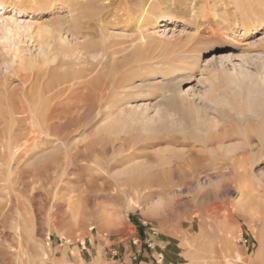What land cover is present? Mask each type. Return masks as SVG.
I'll return each mask as SVG.
<instances>
[{
    "label": "rangeland",
    "instance_id": "rangeland-1",
    "mask_svg": "<svg viewBox=\"0 0 264 264\" xmlns=\"http://www.w3.org/2000/svg\"><path fill=\"white\" fill-rule=\"evenodd\" d=\"M84 2L93 3L0 0L2 129L16 130L15 116L25 114L14 111L25 104L30 117L23 118L22 133L37 129L30 137L33 157L19 161L29 178L0 177V204L12 201L10 223L0 225V264H28L30 250L42 255L34 264H264V157L238 163L242 175L224 158L240 143L227 136L228 122L245 112L264 114V0H103L91 10ZM66 3L73 13L99 15L92 35L61 31L72 13ZM76 41L97 44L86 61L63 63L69 48L59 47ZM102 46L125 48L115 62L97 66V74L108 75L106 111L101 117L79 113L77 123L60 113L41 147L34 114L72 105L76 99L54 96L55 80L105 61ZM44 72L49 90L43 98H50L40 109L41 97L29 102L25 95L42 88L33 75ZM26 77L32 81L24 86ZM230 85L242 96V110ZM238 129L246 132L244 125ZM218 135L219 149L211 142ZM125 136L136 138L123 144L119 137ZM100 138L105 151L96 145ZM246 145L250 155L262 154L259 133ZM240 150L235 153L242 158ZM157 200L161 210L147 213ZM13 218L27 244L21 251L13 246ZM228 233L231 243L224 240Z\"/></svg>",
    "mask_w": 264,
    "mask_h": 264
},
{
    "label": "bare ground",
    "instance_id": "bare-ground-1",
    "mask_svg": "<svg viewBox=\"0 0 264 264\" xmlns=\"http://www.w3.org/2000/svg\"><path fill=\"white\" fill-rule=\"evenodd\" d=\"M87 1L89 2V0H87ZM92 1H93V3L89 2L90 3L89 6H87L88 4L86 5V3L84 2L85 4H83V6L86 5L87 9L90 6L92 7L93 4L96 7H98V6H100L101 1H103V0H91V2ZM143 2H144V0H140V4H142ZM2 8L3 7L0 5V9H2ZM101 8H102V6H101ZM18 9L21 10L20 8H18ZM66 9L68 10V12L71 13V11H72L71 4L66 3ZM94 9H95V7H94ZM88 10H91V8H89ZM84 11H85V9H84ZM87 11H85V12H87ZM72 13H73V11H72ZM72 13L67 18V20L63 21L62 24H60L62 26L61 31L70 32V34L76 36L77 38H79L80 36H82L84 38V36L87 37V36L92 35V33L90 32L91 31L90 28H92L93 25H95V24L100 22L99 21L100 19H98L99 15L97 16L95 13H92V12L89 13V11H88V13H85V14H83V13L79 14V13H75V12L73 14ZM137 13H139V10L137 11ZM75 18H78L79 21H76ZM20 27H18V29ZM59 31H60V29H59ZM140 39L142 41H144L145 36L142 34ZM96 44H97V42H96ZM96 44L94 43V41H92V42L91 41H86V42H77L76 41L74 46L71 45V46L65 47V46L61 45L59 48H69V49H66V50L62 51L64 56L66 58H68V60H66V58L64 57V62L63 63L69 64V63H71L73 61V58H78L80 61H81V59L86 61L87 60L86 57H88L90 49L91 48H95ZM113 46H114V44H113ZM113 46H109V47L108 46L107 47H105V46L103 47L102 46L103 47L102 50H101L102 54H101V51H100V54L102 56L106 55V60L105 61H103L101 59H98L96 62L95 61H93V62L90 61L91 65L90 66L88 65L89 67L88 66L87 67H83V68L76 67V68H74V70H71V71H69V73L64 75L63 79L55 80L56 83H54V84H57V85L54 87V88H56V90H55L56 92H55L54 96L56 94H59V96H60L59 98H61L63 95L66 96V99H65L66 101L67 100L71 101L72 99H76V100H74V103L73 104L71 103L72 105H69V106L67 105L65 107L57 108V107H54L55 106L54 105L52 107H49V108L46 109V111H45V113L43 115L40 114V117H38L39 114L36 115L37 111L35 110L36 113L34 114L33 117L36 118V116H37V118L39 119V121L37 120L38 123H39L37 125H39V130L38 131L41 130L39 132L41 136L43 135L44 131H46L47 128L48 129L49 128L56 129L57 125L54 124V120H55V118L58 117V115L60 113H61V115H64L66 117H68V115H70L71 118H70V121H68V122L75 121L74 123L79 122L78 118L75 117V116H78L79 113H86V112H87L86 114L96 113V115L98 117H101L103 115V113L106 111V108H107L105 104L109 103L110 96H111V95L109 96V93L107 92V90L109 88V86H108L109 83H107L105 81V78H104V77H106L108 75H106V74L105 75L97 74L96 71H97V66L100 65V64L103 65V64H108V62H113V61L115 62V60L117 59L116 55L122 53L124 51V49H125L123 47H121V48H116L115 47L114 48ZM95 58H97V57H95ZM77 62H78V60H77ZM79 62L76 63V64H79ZM45 74H46V72H44L41 76H36V77L33 75L34 83H36L37 81H40L39 86H41L42 88L38 89V92L32 91V92H28L27 95H25L26 100H28L29 102L32 101V96L41 97V98H39V101L42 99V102L40 104H39V102L37 103V106L40 109L41 108L42 109L45 108V106H46V98H50V97L43 98L45 96L46 92L49 90V86L45 87L46 85H44L42 83L44 77L46 76ZM31 79H32V77H31ZM31 79L29 77L28 78L26 77V79L24 78L23 79L24 80V86L27 85L28 81H32ZM68 83H69V85H66ZM249 86H250V84H249ZM229 88L231 89L232 93L233 92L235 93V95L233 94L234 98L238 99L237 96L241 97V104H239V109L242 110L243 106H244V101L242 100V96L240 94H238L239 93L238 89L234 85H230ZM253 88L254 87H252V90H254ZM252 92H254V91H252ZM256 97H258V99L261 100V97L259 95L258 96L256 95ZM262 101H263V103H260V105L263 104L262 105L263 106L262 111L264 112V99ZM25 105H22L19 108V110H15L14 114L20 113V114H23V115L24 114L28 115V113H29L28 112V108ZM28 107H31V108L33 107V109H34V107H36V105L32 106L30 104V105H28ZM25 115L23 117L22 116H20V117H16L15 116V122L18 124V126H17L16 130H14L15 128L13 127V131H11L10 133H8L4 128L2 129V126H4V125H3V122L0 121V140L2 138V141L0 142V177H1V179L4 178V175L5 176L6 175L7 176L15 175V176L18 177L19 180H22L25 177H28L29 174L31 173V171L28 168H21L19 166V164H20L19 161L21 160V158L22 159L25 158L26 160H28L30 157H33L32 155L29 156V153H30V151L32 149L31 143L33 141V140L31 141L30 137H31L32 133L34 134L35 130L37 131V129L34 128L33 132L30 131V129H29V130H25L24 131L25 133H22L23 130L21 129V126H22L23 122L25 121V120L23 121V118L25 119ZM28 117H30V113H29ZM32 119H34V118H32ZM51 120H53V121H51ZM31 122H33V121L30 120V123ZM37 125H35V127ZM66 125H68V124H65V127H66ZM238 125H244L245 128H246L245 129L246 132H243V131L239 130L238 129ZM228 126H229V130L227 131V136L229 138L231 137V139H230L231 141H233L235 139L240 140L239 141L240 143H238L236 146H234L233 148H231L229 150V152H234V153L233 154H229L228 156L225 155L224 156L225 159L229 160L230 163H232L233 165H235L237 167V164L241 163L243 161L245 162V164H251V163H254L257 160L261 159V157H264V114L261 115V116H257V115H253V114L245 112V113H243V116H240V117L237 118L236 122H228ZM58 127H60V126H58ZM30 128H32V127H30ZM18 130L21 131V132L17 133L16 131H18ZM62 132H63V130H62ZM58 133H59V136L61 135L62 138H65L66 136H68V134H65V133L62 134L61 132H59V130H58ZM258 133H259V136H260V143H261L263 148H262V154L257 157V156H252V155L249 154V152H248L249 151V149H248L249 147H247L246 144H248L250 141H252L254 139L255 135H258ZM56 134H57V132H56ZM101 137H103V135H101ZM37 138H38V136H37ZM119 138L123 139V144H125V143H128V142L134 140L136 138V136H125L124 138L123 137H119ZM171 138H172V140H171L172 143L177 142L178 139H179L176 136H172ZM34 139H36V137ZM47 139H46V137L42 136L40 138V140H38L39 141V145L41 146L42 144H44V142H47L46 141ZM187 139H189V138H186V140ZM30 141H31V143H30ZM95 141H96V143H97L96 145H97V147H98V149L100 151H103V149L106 148L105 147L106 144H104V138L96 139ZM153 141H154V139H153ZM211 142H212V145H216L217 148L219 149L220 146L223 144L222 135H218V137L216 139H211ZM34 146H35V144H34ZM122 146H121V148H122ZM124 147H125V145H124ZM35 148H37V146H35ZM240 149H243V151L245 152V155H243L242 158L238 157L237 156L238 154L236 155V153H235L236 151H238ZM104 151H105V149H104ZM44 155H46V154L44 153ZM44 155L42 154L43 157H44ZM217 155H220V154H217ZM23 161H24V159H23ZM121 161H123V160H121ZM42 164H44V163H42ZM29 166H30V164H29ZM228 169L230 170L231 173H233L229 166H228ZM237 171L238 172H235L236 175H242L239 172V168L237 169ZM245 173H246V171H245ZM259 174H260L261 178L264 177V172L263 171H261ZM29 182L30 181H28V183ZM18 184H19V182H18ZM31 184H33V183H31ZM136 185L138 186V184H136ZM24 187H26V186H24ZM121 187H123L122 184H121ZM28 190H30V189H28ZM8 194H6V195H8ZM10 200H8V199H7V201L4 200V201H6V203L3 204V205L0 204V225L1 224L6 225L7 222H8V206H9V202L12 203V201H10ZM162 204L163 203H162L161 200H157L155 202H152L147 207L146 212L149 213V214H154L157 211L161 210ZM70 207L74 209L73 200L71 201V206ZM19 210L20 209L18 207V212H19ZM72 211H73V216H74L73 217V221H76V222L79 221V215H77V211L75 209L72 210ZM11 220H12L11 227L13 228V227L16 226L15 228L17 230L16 236H15V239H14V241H16L17 243H15V245H13V246H15V248L17 250L21 251V250H23V248L27 244H24V243H26V241L24 242V239L22 238L23 236L20 237V235H19V233L21 231L18 233V230H19L20 227L18 228V226H17L18 224H16L17 221H15L14 218L11 219ZM69 220H71V219H69ZM8 223H10V222H8ZM8 226H10V225L8 224ZM230 234L231 233H228L227 236L224 239L228 243L232 242V236H230ZM6 237H7V235H6ZM29 246H28L27 249H29ZM230 248H231V245H230ZM221 252H223V251H221ZM228 252H230V251H228ZM25 253H27V255H28V258H27V261H26L28 264H34V262H36L35 260L36 259L39 260V257L41 258V256H42L41 255V256L38 257L37 255H33V252H31V250L28 251V252H25ZM229 258L230 257H228V256L225 257V262L226 263H229V261H230Z\"/></svg>",
    "mask_w": 264,
    "mask_h": 264
},
{
    "label": "built area",
    "instance_id": "built-area-1",
    "mask_svg": "<svg viewBox=\"0 0 264 264\" xmlns=\"http://www.w3.org/2000/svg\"><path fill=\"white\" fill-rule=\"evenodd\" d=\"M245 241H247V240H245Z\"/></svg>",
    "mask_w": 264,
    "mask_h": 264
}]
</instances>
